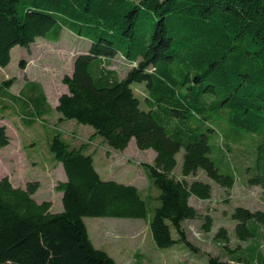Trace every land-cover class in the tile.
Listing matches in <instances>:
<instances>
[{
	"label": "trees",
	"instance_id": "1",
	"mask_svg": "<svg viewBox=\"0 0 264 264\" xmlns=\"http://www.w3.org/2000/svg\"><path fill=\"white\" fill-rule=\"evenodd\" d=\"M65 29L87 47L64 75L56 106L40 81L14 90L8 77L1 108L19 111L23 129L57 112L59 121L89 125L110 149L132 139L153 149L144 163L150 188L103 178L93 141L73 145L54 128L49 148L66 174L57 184L63 208L33 196L38 180L16 187L0 177V264H118L94 244L89 216L144 219L159 248L199 252L184 225L201 217L193 197L209 200L213 182L229 191L242 179L264 198V0H0V67L15 46L59 41ZM118 57L128 64L124 75L114 68ZM1 120L0 149L10 143ZM232 216L247 245L229 248L222 227L226 249L206 264H264V209L237 206ZM212 225L205 214L204 228Z\"/></svg>",
	"mask_w": 264,
	"mask_h": 264
},
{
	"label": "rangeland",
	"instance_id": "2",
	"mask_svg": "<svg viewBox=\"0 0 264 264\" xmlns=\"http://www.w3.org/2000/svg\"><path fill=\"white\" fill-rule=\"evenodd\" d=\"M86 47V40L68 29L64 30L59 41L38 38L29 50L15 46L11 50L10 64L5 68L0 67V81L13 77L16 80L14 90H18L26 79L40 81L49 102L55 107L59 96L67 91V85L63 83L64 75L72 71L76 54ZM22 61H25V67ZM114 68L124 75L128 64L118 57L114 61ZM19 116V111L1 108L0 104L1 124L7 126L10 136L9 145L0 149V177L8 176L16 187H25L28 181L38 180L40 187L33 196L39 201H52V210L60 211L63 208L62 192L57 189V184L66 179L62 163L53 159L49 148L54 128L63 131L73 145L93 141L91 149L97 147L95 165L103 178L135 184L148 192L150 182L144 163L154 160L156 153L153 149H139L134 139L124 150L110 149L90 136L92 128L89 125L79 124L73 119L59 121L57 112L42 116L35 125H26L27 130L17 125ZM67 129L77 133V136L71 137L65 132ZM177 158L176 170H179L182 151ZM213 185L211 199H191L201 212V217L184 224L190 241L199 248V252L180 247L159 248L144 219L109 216H89L84 219L94 244L104 248L118 264H206L209 255L223 254L226 249L217 239L222 227L227 230L229 248L247 245L235 232L237 220L232 213L237 206L264 209L263 192L259 186H247L242 179L237 180L229 191L215 182ZM153 190L158 193L157 188L153 187ZM207 213L213 217L210 231L204 228V215ZM225 258L228 259L227 256Z\"/></svg>",
	"mask_w": 264,
	"mask_h": 264
},
{
	"label": "crops",
	"instance_id": "3",
	"mask_svg": "<svg viewBox=\"0 0 264 264\" xmlns=\"http://www.w3.org/2000/svg\"><path fill=\"white\" fill-rule=\"evenodd\" d=\"M38 200V199H37ZM39 201V200H38Z\"/></svg>",
	"mask_w": 264,
	"mask_h": 264
}]
</instances>
